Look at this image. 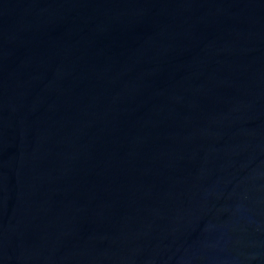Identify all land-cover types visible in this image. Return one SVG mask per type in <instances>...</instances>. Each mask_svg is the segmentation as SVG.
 I'll return each instance as SVG.
<instances>
[{
	"label": "water",
	"instance_id": "obj_1",
	"mask_svg": "<svg viewBox=\"0 0 264 264\" xmlns=\"http://www.w3.org/2000/svg\"><path fill=\"white\" fill-rule=\"evenodd\" d=\"M0 264H264V0H0Z\"/></svg>",
	"mask_w": 264,
	"mask_h": 264
}]
</instances>
